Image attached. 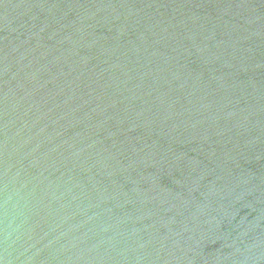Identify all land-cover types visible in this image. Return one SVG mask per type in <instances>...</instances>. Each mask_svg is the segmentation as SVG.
<instances>
[{"label": "water", "instance_id": "1", "mask_svg": "<svg viewBox=\"0 0 264 264\" xmlns=\"http://www.w3.org/2000/svg\"><path fill=\"white\" fill-rule=\"evenodd\" d=\"M0 264H264V0H0Z\"/></svg>", "mask_w": 264, "mask_h": 264}]
</instances>
